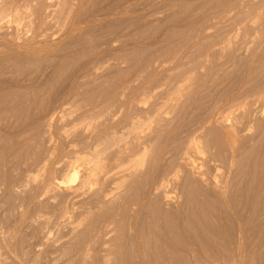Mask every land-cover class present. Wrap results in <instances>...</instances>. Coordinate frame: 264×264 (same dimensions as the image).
Here are the masks:
<instances>
[{"label": "rangeland", "instance_id": "1", "mask_svg": "<svg viewBox=\"0 0 264 264\" xmlns=\"http://www.w3.org/2000/svg\"><path fill=\"white\" fill-rule=\"evenodd\" d=\"M0 264H264V0H0Z\"/></svg>", "mask_w": 264, "mask_h": 264}, {"label": "bare ground", "instance_id": "2", "mask_svg": "<svg viewBox=\"0 0 264 264\" xmlns=\"http://www.w3.org/2000/svg\"><path fill=\"white\" fill-rule=\"evenodd\" d=\"M256 15H257V14H256ZM258 16H259V15H258ZM254 18H255V17H254ZM253 96H254V95H253ZM253 96H252V97H253ZM253 98H254V97H253ZM255 98H256V97H255ZM252 102H253V101H252ZM258 134H259V133H258ZM74 166H75V164H74ZM94 168H95V167H94ZM92 170H93V169H92ZM73 171H74V170H73ZM74 172H75V171H74ZM93 174H94V173H93Z\"/></svg>", "mask_w": 264, "mask_h": 264}]
</instances>
